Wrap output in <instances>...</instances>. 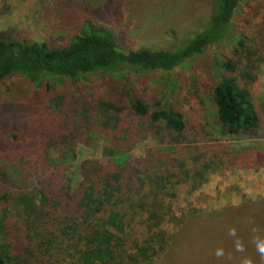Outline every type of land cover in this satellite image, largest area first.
I'll use <instances>...</instances> for the list:
<instances>
[{
  "label": "trees",
  "instance_id": "1",
  "mask_svg": "<svg viewBox=\"0 0 264 264\" xmlns=\"http://www.w3.org/2000/svg\"><path fill=\"white\" fill-rule=\"evenodd\" d=\"M190 1L181 0L184 9ZM244 1L206 0L199 26L161 47H121L104 16L161 6V0L43 2L44 14L53 11L52 25L65 34L59 42L0 30V81L22 76L41 86L52 78L76 82L97 75L113 86L98 95L55 93L47 104L40 95L41 104L29 103L26 116L0 103V264H264V197L219 210L175 211L180 185L191 195L207 174L238 159L264 164L262 147L228 142L264 131L253 90L264 61L256 42L240 35L231 56L209 68L208 118L193 117L185 103L151 98L133 79L171 71L233 40ZM95 139L106 143L105 161L85 158L77 178L70 177L77 149ZM146 141L153 145L136 156L134 149ZM135 221L141 235L128 231ZM243 233L254 243L251 259L247 252L232 259Z\"/></svg>",
  "mask_w": 264,
  "mask_h": 264
},
{
  "label": "rangeland",
  "instance_id": "2",
  "mask_svg": "<svg viewBox=\"0 0 264 264\" xmlns=\"http://www.w3.org/2000/svg\"><path fill=\"white\" fill-rule=\"evenodd\" d=\"M48 1L0 0V30H11L14 37L19 39L22 37L32 40L49 38L52 42L53 40L55 42L62 41L65 34L60 35L55 24L52 25V22H57V19L52 15L53 11L50 13L47 9L45 14L42 11V3L44 2L43 4L48 6ZM161 1L163 2L161 6L150 4L147 8L143 7L140 10H132L130 6L104 15L107 24L115 31L121 47L133 48L144 42L161 47L167 38L183 37L199 26L203 20L200 15L205 13V9L207 10L208 7L206 0H191L189 10L184 9L181 0ZM171 29L175 30L174 34L168 32ZM231 30L234 36L233 40L211 46L204 54L189 59L171 71H155L148 75L133 77L136 87L139 90L144 88L146 91H150L151 98L164 96L171 102L185 103L184 108L193 117L202 114L208 118L206 113L211 109L209 96L213 85L209 68L213 67L215 61H223L231 56L233 45L240 35L246 36L249 41L256 42V46L264 58V0H246L241 3L235 14ZM257 77L253 88L254 101L261 107L264 119V61L260 65ZM115 79L117 80V78ZM48 80L43 81L41 86L27 82L22 76H12L0 81V103L4 105L2 110H10L17 115L21 113L26 116L29 103L38 104L40 95L44 104H47L55 93L67 92L69 95L81 97L90 93L97 95L109 93L113 88L107 78L97 75H89L76 82L56 78ZM46 83L51 86L49 90L44 91ZM252 137L254 138L245 137L228 142L233 143L235 148L255 143L264 149V131L263 134L258 133ZM105 145L104 140L95 139L93 146H79L77 160L69 171L70 177L77 178L79 162L85 158H97L105 161L103 156ZM152 145L149 141L142 142L136 146L134 154L141 157L144 155L145 149ZM187 192L186 186H179L181 200L175 208L177 214H180L182 210L184 212H190L193 209L219 210L225 206L238 205L244 200L264 197V164L263 162L262 164L257 163L252 157L238 159L233 166L217 169L207 174L205 181L193 194L190 195ZM164 226L168 232L173 231L174 227L167 223ZM243 230H246V227ZM128 231L132 234L136 233V235L143 233L137 221L131 222ZM246 236L243 233L242 237L236 240V244L240 245L242 249L238 247L236 252L230 254V258L241 260L242 253L247 252L249 253L247 259H251L250 251L252 250L251 246L254 247V243L250 242Z\"/></svg>",
  "mask_w": 264,
  "mask_h": 264
}]
</instances>
